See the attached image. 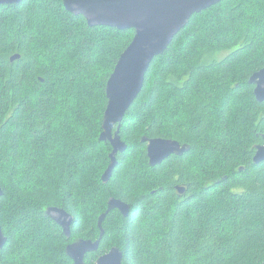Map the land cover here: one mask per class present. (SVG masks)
Returning a JSON list of instances; mask_svg holds the SVG:
<instances>
[{"label": "trees", "instance_id": "trees-1", "mask_svg": "<svg viewBox=\"0 0 264 264\" xmlns=\"http://www.w3.org/2000/svg\"><path fill=\"white\" fill-rule=\"evenodd\" d=\"M134 36L90 27L64 0L0 7V264H74L68 245L99 239L111 198L130 214H108L86 264L113 248L124 264H264V162H253L264 102L249 84L264 68V0L195 14L154 60L122 122L128 149L104 184L107 82ZM144 138L190 150L152 167ZM179 184L189 186L183 202ZM50 207L74 217L70 239Z\"/></svg>", "mask_w": 264, "mask_h": 264}, {"label": "water", "instance_id": "water-1", "mask_svg": "<svg viewBox=\"0 0 264 264\" xmlns=\"http://www.w3.org/2000/svg\"><path fill=\"white\" fill-rule=\"evenodd\" d=\"M24 0H0L4 5H19ZM222 0H64V7L75 16H82L90 27H110L120 31L134 30L131 44L121 55L106 87L108 105L104 115L103 132L100 141L112 146L111 163L102 176L107 184L118 166V155L128 149L120 132L128 110L140 95L146 75L154 60L163 55L195 14H199ZM14 56L12 61L19 59ZM249 84L255 86L254 95L259 103L264 102V68L254 73ZM264 138V135H263ZM147 156L152 167L161 165L173 155H184L190 148L179 142L164 138L147 139ZM254 164L264 162V145L258 146L253 158ZM183 193L185 189H178ZM4 191L0 188V198ZM114 210L124 217L129 216L131 207L122 200L111 198L107 211L99 217L101 231L96 241L80 240L67 247L68 256L74 264H86L88 253L96 252L105 235L103 223ZM46 215L60 226L70 239L74 217L63 208L50 207ZM7 243V237L0 226V250ZM123 253L118 248L100 256L95 264H124Z\"/></svg>", "mask_w": 264, "mask_h": 264}, {"label": "flooded vegetation", "instance_id": "flooded-vegetation-1", "mask_svg": "<svg viewBox=\"0 0 264 264\" xmlns=\"http://www.w3.org/2000/svg\"><path fill=\"white\" fill-rule=\"evenodd\" d=\"M254 90H255V86H254ZM255 96V95H254ZM264 135V134H263ZM148 145V144H147ZM261 145H264V138H263V143ZM261 145H256L255 150L257 149L258 146ZM183 146V145H182ZM256 154V151H255ZM174 157H180L179 155H173ZM182 156V155H181ZM255 156V155H254ZM179 180V179H178ZM174 189L176 190L177 193V197L183 202L185 197L188 196V190H189V186L188 184H179V185H175ZM178 189H185L184 192L182 194L179 193Z\"/></svg>", "mask_w": 264, "mask_h": 264}, {"label": "rangeland", "instance_id": "rangeland-1", "mask_svg": "<svg viewBox=\"0 0 264 264\" xmlns=\"http://www.w3.org/2000/svg\"><path fill=\"white\" fill-rule=\"evenodd\" d=\"M226 56V53H222V54H218L217 56H216V59L217 60H221L222 58H224ZM252 61V59L251 60H249L247 63H246V65L247 64H249L250 62ZM218 98H220V96H218ZM241 108H247V106H242ZM238 109H240V108H236V111L238 110ZM78 241H80V240H78ZM78 241H76V242H78ZM75 242V243H76ZM72 244H74V243H72ZM68 255V254H67Z\"/></svg>", "mask_w": 264, "mask_h": 264}, {"label": "bare ground", "instance_id": "bare-ground-1", "mask_svg": "<svg viewBox=\"0 0 264 264\" xmlns=\"http://www.w3.org/2000/svg\"><path fill=\"white\" fill-rule=\"evenodd\" d=\"M223 1V0H222Z\"/></svg>", "mask_w": 264, "mask_h": 264}]
</instances>
